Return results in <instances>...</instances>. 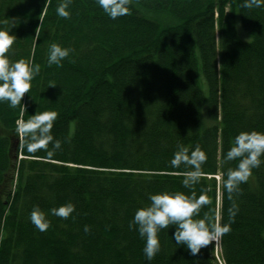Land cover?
<instances>
[{
  "label": "trees",
  "instance_id": "16d2710c",
  "mask_svg": "<svg viewBox=\"0 0 264 264\" xmlns=\"http://www.w3.org/2000/svg\"><path fill=\"white\" fill-rule=\"evenodd\" d=\"M59 2L0 0L14 35L3 54L40 64L20 103L0 102V264H264V163L231 194L223 179L236 161L218 164L240 131H264V0H130L116 19L96 0H68L60 17ZM52 43L70 49L59 65L47 62ZM46 110L61 141L51 157V142L29 152L15 131ZM178 144L206 153L190 188L168 163ZM165 190H206L198 214L230 225L219 260L212 242L195 255L177 245L173 227L146 259L128 225ZM67 203L66 218L49 211ZM34 205L45 231L29 220Z\"/></svg>",
  "mask_w": 264,
  "mask_h": 264
},
{
  "label": "clouds",
  "instance_id": "9594fccd",
  "mask_svg": "<svg viewBox=\"0 0 264 264\" xmlns=\"http://www.w3.org/2000/svg\"><path fill=\"white\" fill-rule=\"evenodd\" d=\"M130 0H96L97 5L111 19L126 15L129 11ZM256 5L261 0H251ZM250 0H244L243 6L250 7ZM46 5V3H45ZM60 17H68V0H60L56 9ZM7 23L0 21V24ZM14 35L11 29L0 27V102L6 101L10 107H15L21 102L22 97L29 91L32 80L40 70V64L33 63L31 58L10 61L3 53L11 46ZM70 49L58 43H52L47 53L49 65H59L69 55ZM57 116L56 111L35 112L27 120H17L15 131L25 138L27 151L45 148L49 142L52 149L47 151L51 157L53 150L61 145L59 139H54L51 133L53 121ZM264 131L243 130L234 136L230 147L223 154L218 164L235 160V167H229L224 173L223 189L231 194L239 190V185L246 182L252 174V169L264 163ZM205 151L199 146L190 148L178 144L168 161L173 168L184 166V178L181 183L185 188L196 184L202 176V164L206 160ZM209 203L206 190L199 195L195 191H160L148 194V202L138 207L128 227H135L139 237L144 241L142 252L146 259L151 261L160 248L159 234L162 230L173 227L171 239L177 245H183L192 255H195L210 242H216L218 237L229 231V223L221 224L210 219L205 213L200 216L199 210ZM236 205L229 209V217L235 216ZM74 210L71 203L62 204L49 211L56 216L66 218ZM30 222L39 230L45 231L49 221L44 210L39 205H34L29 212ZM89 226H84L87 232Z\"/></svg>",
  "mask_w": 264,
  "mask_h": 264
}]
</instances>
